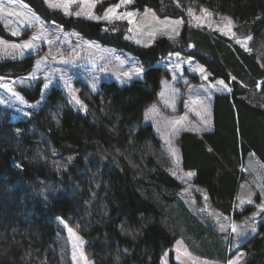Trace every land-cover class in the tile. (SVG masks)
Here are the masks:
<instances>
[{"label":"trees","instance_id":"trees-1","mask_svg":"<svg viewBox=\"0 0 264 264\" xmlns=\"http://www.w3.org/2000/svg\"><path fill=\"white\" fill-rule=\"evenodd\" d=\"M24 1L46 21L131 52L145 71L144 80L128 85L109 81L96 93L84 90L86 114L65 105L53 118V107L65 101L59 88L52 89L33 118L12 122L0 107V264H59L52 258L56 216L78 218V232L87 240L95 264H161L168 250L171 264H178L173 259L177 233L168 205L176 202L183 185L170 174L167 159L164 163L162 142L153 126L143 124L166 75L155 64L169 52L195 57L212 79L221 78L231 86V93L213 97L211 130L180 135L183 169L195 172L194 183L207 191L212 207L225 216L240 219L253 211L248 207L240 214L234 206L247 156L254 153L264 164V0H134L132 5L185 20L190 9L200 7L227 15L236 31L252 37V51L188 23L177 42L161 38L141 47L125 41L106 23L67 17L43 0ZM33 66L32 57L4 61L0 73L23 76ZM24 93L28 100L40 97L39 89ZM55 154L72 160L57 161ZM39 181L77 192L43 197L38 195ZM91 191L99 204L86 201ZM191 227L207 239L203 229ZM239 249L246 253L245 264H264V224Z\"/></svg>","mask_w":264,"mask_h":264},{"label":"rangeland","instance_id":"rangeland-1","mask_svg":"<svg viewBox=\"0 0 264 264\" xmlns=\"http://www.w3.org/2000/svg\"><path fill=\"white\" fill-rule=\"evenodd\" d=\"M43 2L67 17L106 23L120 32L125 41L141 47L152 46L161 38L177 42L184 24L188 23L222 34L252 51V37L236 31L231 17L205 7L190 9L185 20L162 17L152 8H133L134 0L126 4L122 0H54L57 7ZM27 57L34 59V66L26 75L13 77L0 73V107L3 116L12 122L33 118L46 105L54 88H59L65 98L50 112L56 118L65 105L86 114L89 108L81 97L84 90L96 93L103 82L114 81L124 86L144 80L145 67L131 52L103 45L82 36L77 30L46 21L24 0H0V62L20 61ZM155 65L166 75L162 77L158 100L144 113L143 124L153 126L162 142L164 163L167 159L170 174L183 185L176 202L168 205L172 228L177 233L173 259L179 264H245L246 253L239 248L264 224L263 162L254 153L247 156L243 167L245 178L240 182L234 209L240 214L248 207L254 209L250 214L234 219L212 207L207 191L194 183L195 172L183 169L178 148L182 133L206 131L211 122L213 125V97L231 93V86L221 78L212 79L204 64L180 52H169ZM36 89L40 91L39 99L28 100L24 90L32 92ZM55 158L67 164L72 160L61 154H55ZM92 182L90 178L88 183ZM38 183L41 184L38 195L43 197L50 198L57 191L69 195L77 192L72 188L65 192L63 187L56 189L42 181ZM86 201L90 205L100 203L93 191ZM54 223L57 236L53 260L59 264H95L86 249L87 240L78 232V218L56 216ZM191 226L203 229L207 239L197 236ZM170 259L168 250L164 252L161 264H171Z\"/></svg>","mask_w":264,"mask_h":264},{"label":"snow or ice","instance_id":"snow-or-ice-1","mask_svg":"<svg viewBox=\"0 0 264 264\" xmlns=\"http://www.w3.org/2000/svg\"><path fill=\"white\" fill-rule=\"evenodd\" d=\"M45 2L46 3H48L50 6H52V7H57V6H59V5H57L56 3H54V0H45ZM130 2V0H122V3H129ZM65 7H66V5H65ZM110 11H112V10H110ZM78 15H79V13H77ZM129 16L130 15H132L131 13H129L128 14ZM231 24V21H229V25ZM250 39V38H249ZM26 47H27V45H25ZM189 176H191V174H189Z\"/></svg>","mask_w":264,"mask_h":264},{"label":"crops","instance_id":"crops-1","mask_svg":"<svg viewBox=\"0 0 264 264\" xmlns=\"http://www.w3.org/2000/svg\"><path fill=\"white\" fill-rule=\"evenodd\" d=\"M212 122H211V126L209 127V129L208 130H211V128H212ZM208 130H206V131H202V132H197V133H203V132H208ZM182 157V156H181ZM182 160V159H181Z\"/></svg>","mask_w":264,"mask_h":264}]
</instances>
